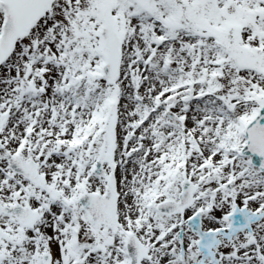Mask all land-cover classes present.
Wrapping results in <instances>:
<instances>
[{
  "label": "snow or ice",
  "instance_id": "6c2138e0",
  "mask_svg": "<svg viewBox=\"0 0 264 264\" xmlns=\"http://www.w3.org/2000/svg\"><path fill=\"white\" fill-rule=\"evenodd\" d=\"M0 264H264V0H0Z\"/></svg>",
  "mask_w": 264,
  "mask_h": 264
}]
</instances>
